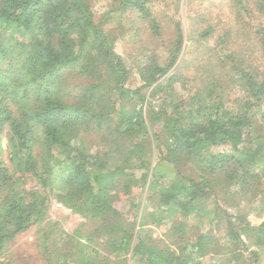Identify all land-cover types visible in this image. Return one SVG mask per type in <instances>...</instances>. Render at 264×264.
<instances>
[{
    "label": "trees",
    "instance_id": "trees-1",
    "mask_svg": "<svg viewBox=\"0 0 264 264\" xmlns=\"http://www.w3.org/2000/svg\"><path fill=\"white\" fill-rule=\"evenodd\" d=\"M110 1L0 0V264L35 228L44 264H262L242 207L264 218V0H230L232 24ZM54 199L85 222L48 220ZM211 202L218 234L189 223Z\"/></svg>",
    "mask_w": 264,
    "mask_h": 264
},
{
    "label": "rangeland",
    "instance_id": "rangeland-1",
    "mask_svg": "<svg viewBox=\"0 0 264 264\" xmlns=\"http://www.w3.org/2000/svg\"><path fill=\"white\" fill-rule=\"evenodd\" d=\"M187 1L188 0H185L184 4H186ZM94 2L96 3V7L99 8L100 11L109 9L111 5L110 0H94ZM186 10L187 14L189 13V15H194L198 11H204L205 14L212 13L215 18H218V20H222L223 22L229 24L233 23V11L230 4V0H195L192 6L186 5L185 11ZM114 25L116 26L115 23H110L108 25V28ZM250 48L255 49V45H252ZM117 49L124 54L129 66H132L133 64L136 65L139 61V57L143 52V43L140 41V39H132L130 35L127 34L123 35L117 41ZM260 60L261 55L257 51H254V64L260 63ZM183 94H187L186 91H184ZM2 151L4 162L11 167L9 153L7 151V142L5 139L2 141ZM36 184L37 183L34 179L28 178L24 181L23 185L25 186V188L31 189L37 188L38 186ZM133 194L134 197L138 200L144 201L145 195L143 194L142 187L139 183L134 186ZM215 208V204L211 202L209 204V207H205L197 212H192L193 216L192 218H190L189 223H198L201 225L199 227V230L204 229L209 233L218 234V230L216 228L217 225L214 220ZM242 208L245 211L249 212L248 220L253 226H257L264 219L259 213V203L254 205H245ZM48 220H59L63 229L70 233L76 230L82 223L85 222L84 218L72 213L70 209L66 208L61 203H58L55 199L51 202ZM222 227L224 228L223 225ZM149 228H152L153 237L161 238L162 232H160L157 227L149 225ZM37 230L38 228H35L27 233H24L16 240H14L11 244H9L3 256V260H5L9 264H44L45 258L43 257L37 245ZM220 234L223 235V233ZM128 259L130 261V258ZM203 263L211 264L213 263V261L211 260V257H207L203 260ZM129 264L135 263L129 262ZM262 264H264V259L262 261Z\"/></svg>",
    "mask_w": 264,
    "mask_h": 264
}]
</instances>
